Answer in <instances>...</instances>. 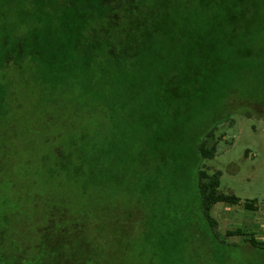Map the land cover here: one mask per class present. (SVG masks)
Masks as SVG:
<instances>
[{"label": "trees", "instance_id": "16d2710c", "mask_svg": "<svg viewBox=\"0 0 264 264\" xmlns=\"http://www.w3.org/2000/svg\"><path fill=\"white\" fill-rule=\"evenodd\" d=\"M258 2L0 0V180L8 175L7 163L16 162V157L8 153L9 147L18 146L14 135L5 138L1 135L26 132L25 146L30 150L26 158L28 170L21 171L16 179L29 183L23 192L29 200L32 198L33 214L42 211L51 217L73 214L74 209L67 200L60 203L62 199L45 193L35 184V163L40 159L55 166H88L90 171L82 178L92 177L91 182H99L100 186L108 179L105 169L109 165L122 168L126 178H132L128 173L130 166L137 165L142 201H154L160 182L182 178L189 149L194 145L193 151L200 160L199 193L210 227L204 234L205 251L200 253L181 246L179 235L190 227L189 221H180L185 214H161L159 218L156 214H145L143 209L136 225L138 230L144 229L143 264H199L202 258L218 262L220 253L214 242L218 239L224 242V238L231 236H241L252 248L264 249V242L254 233L236 229L222 235L217 231V221L210 214L213 206L220 202L237 204L240 199L219 191L221 171L210 174L201 168L203 160L214 158L217 152L215 143L208 145L213 130L203 131L204 119L220 100L239 93L241 89L237 87L241 86L234 84V80L252 67L251 26ZM9 71L25 77L27 85L21 87L15 78L9 79ZM33 96H39L40 100L32 101ZM67 97L70 98L65 101ZM72 101L78 105L73 111L81 124L89 104H94L91 137L79 130L74 121L65 120L63 107ZM25 103L30 107L26 114L31 128L26 131L17 128L12 118L6 128L5 117L11 116L8 107L20 114L18 110ZM109 117L115 124L107 133L105 120ZM64 129L81 132L74 142L76 151L67 155H63L65 144L58 141ZM58 130L62 132L59 134ZM44 145L45 152L41 148ZM40 149L43 154L37 156L34 151ZM98 174L102 176L97 179ZM14 178L9 177L11 187H15ZM88 200L94 204L79 209L82 214H103L89 223L92 241L116 244L112 256L123 247L124 239L133 234L129 227L134 212L122 206L127 217L110 218L121 231L107 237L103 189L92 192ZM7 206L6 201L0 204V264H45L46 259L52 264H69L67 257L61 260L57 257L62 249L50 247L53 231L46 235L38 231L30 236L11 231L9 219L4 215ZM245 207L254 209L252 202ZM79 210L76 214H80ZM158 218L161 227L156 229L153 223ZM63 220L62 226H68ZM170 220L172 230L164 227ZM70 224L76 231L81 227L80 221ZM97 248L87 251L80 248L75 264L84 261L105 264ZM229 254L221 253L223 259Z\"/></svg>", "mask_w": 264, "mask_h": 264}, {"label": "rangeland", "instance_id": "374dc122", "mask_svg": "<svg viewBox=\"0 0 264 264\" xmlns=\"http://www.w3.org/2000/svg\"><path fill=\"white\" fill-rule=\"evenodd\" d=\"M257 6L258 9L256 15L253 16L251 26V48L254 53L249 62L252 67L238 75L234 80V84L241 86L237 87L241 89L239 93L234 94L229 99L220 100L215 109L204 119L202 123L203 131L213 130V136L209 139L208 145L211 146L215 143L217 152L214 158L203 160L201 168L207 170L210 174L221 171L219 191L240 199L237 204L220 202L213 206L210 214L217 221V231L225 235L229 230L243 229L247 233H254L259 241L264 242V210L253 212L245 207L248 202H257L262 206L264 205V0H259ZM10 77L15 78L16 83L21 87L27 85L25 77L23 79L21 76L13 75L9 71V79ZM47 97L45 96V98ZM14 98L13 103H16L17 97ZM69 98L67 97L65 101ZM27 100L29 101V99ZM39 100V96L32 97L34 102ZM28 103L24 104L23 109L18 110L20 114L16 113L11 106L8 107L11 116L8 119L5 117L4 125L6 128L8 122L13 120L14 123L16 122L17 128L25 131L31 128L30 118L26 114L30 108ZM10 105L12 104L10 103ZM65 105L63 107L66 115L65 120L74 121L75 124H78L79 130L86 132L91 137L94 132V126L91 123V109H94V104H89V111L86 110L85 114L87 116L82 124L77 122L79 118L76 116V112L73 111L78 106L76 102L72 101V104ZM236 108H242L244 111H234L233 109ZM246 111L250 112L251 116L248 117ZM114 124L111 117L105 120V131L108 133ZM61 132L59 131V134ZM55 133L58 137V133L53 132V134ZM80 133L77 130L70 133L64 129L58 139L59 142L65 144L63 155L76 151L74 142ZM117 133L118 130H116L115 136H117ZM5 135L9 137L14 135L18 141V146L9 147L8 149V153L16 157V162L13 164L7 163L8 175L0 180V204L2 201L8 202L5 209L6 214L4 215L9 219V229L19 231L25 236L27 234V236L38 234V231L42 235L43 233L46 235L49 230L53 231V242L50 247L52 246L60 251L62 249L57 254L58 259L61 260V258L67 257L69 264H75L77 263L76 252L80 248L87 251L95 246L101 252V258L105 264H143V255L146 251L144 229L138 230L139 227H136L138 219H140L139 214L143 209L145 214H156L159 218L161 214H185L183 220L180 219V221L183 223L189 221L190 227L189 230L182 231V235H179L181 246L191 247L194 251L200 253L205 251L204 234L206 229L210 227L204 215L199 193L197 171L200 160L196 152L193 151L194 145L189 149L191 153L185 163L182 178L160 182L158 196L154 201L148 200L147 202H143L141 198V186L138 182L137 171L139 167L137 165L130 166L128 173L132 175V178L124 177L122 168L109 165L105 169L108 171V179L103 186H100L99 182H91L92 177L82 178L87 174V170L90 171L88 166H55L51 165L47 159L37 160L34 174L35 184L45 193L51 192L56 198L62 199L60 203L67 200L70 208L72 209L71 205L74 207L73 212L71 210L73 214H54L50 217V214H43L42 211H37V214L32 213V198L29 200L23 189L29 183L26 179L20 181L16 179L17 174L28 170L29 163L26 158H28L30 150L25 146L27 133L10 131L3 133L1 138H5ZM41 148L44 151L40 149V151H37L38 154L34 151L37 156L42 155V151L45 152L47 149L45 145ZM11 175L12 177L15 176L14 180L16 182L15 185L13 184L15 187H11L12 182L9 180ZM101 176V174H98L97 179ZM99 189L104 191L103 202L108 222L105 228L107 237L113 232L119 234L121 231V227L114 226L110 218H126L128 214L122 212V206L126 209L130 208L134 212L130 216L129 227L133 234L124 239L123 247L125 249L122 247L120 250L115 251L112 256L110 253L115 250L116 244L112 242L100 244L92 241L93 236L89 223L93 219L102 218L103 214H82L79 210L94 204V201L88 200V196ZM151 205H153V209L150 208ZM78 210L80 214H76ZM159 218L155 219L153 223L156 229L161 227ZM62 220L69 225L62 226ZM75 221H80L81 224L80 229L77 231L70 224ZM18 224H20L19 227H17ZM164 227L172 230L171 220ZM188 236H190L189 243L186 242ZM224 239V242L221 239L214 242L215 248L220 253L219 261L210 262L202 258L199 264H264V249L252 248L241 236H231ZM156 241L157 239L153 243H156ZM223 251L230 253L227 259H223L221 255ZM45 264H52V261L46 259ZM78 264L92 263L84 261Z\"/></svg>", "mask_w": 264, "mask_h": 264}, {"label": "crops", "instance_id": "0c3cea01", "mask_svg": "<svg viewBox=\"0 0 264 264\" xmlns=\"http://www.w3.org/2000/svg\"><path fill=\"white\" fill-rule=\"evenodd\" d=\"M253 203V206H254V209H249L253 212H256V211H262L264 210V205L262 206L261 204L257 203V202H252Z\"/></svg>", "mask_w": 264, "mask_h": 264}]
</instances>
